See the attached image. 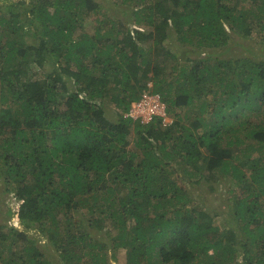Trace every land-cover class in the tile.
<instances>
[{"label":"trees","instance_id":"16d2710c","mask_svg":"<svg viewBox=\"0 0 264 264\" xmlns=\"http://www.w3.org/2000/svg\"><path fill=\"white\" fill-rule=\"evenodd\" d=\"M107 3L0 0V264H264V0Z\"/></svg>","mask_w":264,"mask_h":264},{"label":"rangeland","instance_id":"374dc122","mask_svg":"<svg viewBox=\"0 0 264 264\" xmlns=\"http://www.w3.org/2000/svg\"><path fill=\"white\" fill-rule=\"evenodd\" d=\"M96 1L98 3H100L101 5H103L105 3V6H107L108 5L107 2H109V0H96ZM98 18L99 17H97V19ZM97 19H95V17L87 18L86 22H84L82 24L83 32L85 34H87L88 36H90V37L95 35L96 29L99 28V24H98V20ZM240 35L241 34L238 33V32H235V33L231 34L230 41L233 40V39H237V41H239L241 43H244L246 46L250 47V49H249L250 53H251L252 50L256 51V54H255L256 56H251V54L249 52L248 53H244V52L240 53L241 50L238 49V52H236V53H234V51H226L225 54H222V57H225V58L230 57L231 58V57H234V56L238 57V56H242V55H247L251 59L256 60V61L263 59L261 55L264 54V47L263 48L260 47V43H258L256 41H251V40L246 41L247 39L242 38ZM145 40L148 41L147 38H145ZM169 41L170 40L164 41L162 43V45H165ZM177 46H178V43H177ZM259 48H261V49H259ZM257 53L258 54L260 53L261 55L257 56ZM33 78H34L35 82H39V81H41L43 79V74L42 73L36 74L35 77H33ZM3 108H4V106L0 105V110H2ZM256 114H257L256 112L255 113L251 112L249 114L245 113L244 115L246 117H245L244 120L247 121V122H259L258 120H260V118H257L258 115L256 116ZM164 122H170L171 123V120H170L169 117H166ZM217 190H218L217 193H221L222 192L221 185H219ZM0 203H1V198H0ZM8 204H9V200H8ZM18 204L19 203L13 204V206H15L14 209H17L16 207L18 206ZM2 210L4 212L5 207ZM124 263H125V253H124V251H119L117 253V255H116L115 261H113L112 264H124Z\"/></svg>","mask_w":264,"mask_h":264},{"label":"built area","instance_id":"2783aa9c","mask_svg":"<svg viewBox=\"0 0 264 264\" xmlns=\"http://www.w3.org/2000/svg\"><path fill=\"white\" fill-rule=\"evenodd\" d=\"M153 115L165 116V104L159 95L143 94L139 101L134 103L129 111L132 118H141L144 123H148ZM166 118V117H165ZM166 124L168 122H164Z\"/></svg>","mask_w":264,"mask_h":264},{"label":"clouds","instance_id":"9594fccd","mask_svg":"<svg viewBox=\"0 0 264 264\" xmlns=\"http://www.w3.org/2000/svg\"><path fill=\"white\" fill-rule=\"evenodd\" d=\"M136 103V102H135ZM134 104V103H133ZM128 116H129V113L127 114ZM134 120L135 119H137V118H133ZM141 122H143L142 121V119H141ZM144 123V122H143ZM169 123V122H168ZM15 208V206L14 207H12V214H11V217H10V222H11V224H13L15 227H17V228H19V222H18V217H17V209H14ZM17 208V207H16Z\"/></svg>","mask_w":264,"mask_h":264}]
</instances>
